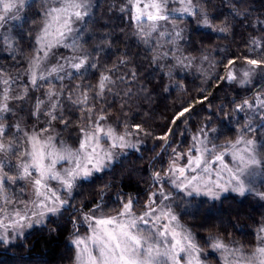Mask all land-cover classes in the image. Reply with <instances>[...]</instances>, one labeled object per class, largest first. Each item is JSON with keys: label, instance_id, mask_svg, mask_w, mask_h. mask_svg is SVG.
I'll return each mask as SVG.
<instances>
[{"label": "trees", "instance_id": "16d2710c", "mask_svg": "<svg viewBox=\"0 0 264 264\" xmlns=\"http://www.w3.org/2000/svg\"><path fill=\"white\" fill-rule=\"evenodd\" d=\"M45 2L31 0L23 18L9 26L6 41L0 40V80L9 81L12 96L27 89L24 100L9 101L15 114L4 122H19L22 128L35 130L57 128L62 141L77 147L80 129L103 115L106 119L101 124L114 123L119 132H131L142 145L110 169L78 183L70 205L59 216L50 217L10 245L0 242V264H74L71 240L87 231L84 215H92L97 204L102 211L96 215H116L129 198L134 213L142 214L158 187L155 174L164 175L175 158L173 149L188 151L201 129L212 144L223 149L239 138L250 118L256 130L245 132L244 137L256 138L264 160L260 146L264 128L259 119L264 110L256 109L255 115L247 108L236 111L245 99L253 103L257 95L264 99V79L251 87L226 79L233 66L248 65V58L264 59V0H194L200 12H207L211 28L203 26L200 13L170 16L168 22H160L159 32L164 35L152 33L147 44L137 35L128 13L121 11L126 0H99L76 42L88 65L94 67L33 86L27 70L37 51ZM102 76L111 82L100 94ZM9 85L0 83V92ZM50 90L56 93L52 102L59 105L58 119L51 124L46 115H31L37 99L48 103ZM85 94L87 103H79ZM185 108L189 111L173 123ZM61 114L67 126L59 119ZM135 125L142 131L136 132ZM166 134L167 143L159 139ZM15 186L16 191L14 184L6 186V195L13 202L18 196L25 197L20 194L21 182ZM176 212L211 264H219L213 242L219 240L251 254L264 234L260 232L264 200L254 194L228 193L217 201L191 198L177 205Z\"/></svg>", "mask_w": 264, "mask_h": 264}, {"label": "snow or ice", "instance_id": "6c2138e0", "mask_svg": "<svg viewBox=\"0 0 264 264\" xmlns=\"http://www.w3.org/2000/svg\"><path fill=\"white\" fill-rule=\"evenodd\" d=\"M58 6L50 7L45 15L49 18L43 29V34L38 38V42L42 43V47L37 52H43V57H36L34 68H39L41 59H46L52 47L59 45L65 38L67 33L72 31L71 23L73 18L77 21H83L89 15V0H55ZM178 2L182 5L180 9H170V3ZM26 6V0H0V26L8 19H21L20 12ZM121 11L128 13L130 20L137 27V35L145 44L152 33H159L160 22H168L170 20L171 11H179L181 15L187 14L195 16L200 13L202 16L203 26L211 28V22L208 19L207 12H200V9L193 4V0H126ZM221 32L225 29H220ZM179 36V33H176ZM51 37L47 44H44L46 38ZM47 49V50H45ZM247 64L252 66L249 71H245L243 76L246 79L240 81L241 84L250 82L251 73L257 69L264 71V59L246 60ZM234 63L229 61V64ZM70 67L80 73L81 70L87 71V56L80 58L78 62H70ZM63 70V66H60ZM57 68H52L51 72H56ZM51 74V73H49ZM36 71H32L31 84H37ZM43 80V75L39 76ZM226 79L231 82L237 79L231 71H229ZM107 76H102L99 82L100 94L106 88V83H110ZM0 83L9 85L7 79L0 80ZM11 87H5L0 92V242L8 243L7 233L10 229L19 230L25 227H31L33 223H43V218L49 213L56 215L66 205L67 201L62 199L57 189L50 186V181H56L60 188H63L69 195L78 180H87L94 173L104 171L110 167L113 160L114 149L135 148L127 137L132 133L126 131L118 134L112 127L103 126L100 121L106 119L101 115L94 120L88 127L80 129V138L78 148H71L64 144L63 141L57 142L55 137L50 134L47 127L41 128L39 131H27L21 127L19 122L8 124L4 121L9 115L15 114L14 110L9 107L10 100H24L27 95L25 89L22 95H10ZM48 103L37 99L34 111L31 113L33 117L38 118L41 114L49 117L48 123L57 120L58 102H52L56 95L51 90L46 93ZM88 100L85 94L84 99L79 101L86 104ZM75 103V102H74ZM43 107V112H42ZM245 108L256 114V109L264 110V99L257 95L255 103L245 99L241 105H238L236 111H243ZM90 111V109H89ZM189 109L185 108L178 113L173 119L176 120L183 117ZM92 119L90 116L88 117ZM59 119L67 126L68 122L63 120L62 114ZM261 128H264V114L259 116ZM136 132H141V126L135 125ZM255 127L251 123V119L244 125L240 132L239 138L231 148L236 149L232 152V157L238 162L235 170L227 168L230 179L227 184L215 183V187L220 192L208 188L203 194L210 196L212 199H220L223 192H236L240 196H244L246 192H251L252 188L246 185L244 177L255 176V169L264 166V160L258 158L257 141L255 139H245V132L255 131ZM203 139L199 135L193 136V144L187 152L179 153L173 149L175 158L169 166V173L174 179L171 182L181 191H187L188 196L201 194V189L193 182L197 180V176L189 178L186 173H196L197 170L203 173L210 172V166L213 163L220 162L223 164L224 153L216 154L217 146L208 140L207 133L204 129ZM215 132V129H211ZM21 137L23 138V147H21ZM159 139L165 140L167 143V134ZM102 141L110 143L107 148L101 144ZM197 142L199 146H197ZM243 144V148H237V145ZM261 148H264V142H261ZM193 152L196 155H193ZM215 157L214 160L212 157ZM187 157V163L183 166L177 161ZM15 158V162H13ZM61 162H67L71 165L62 171L57 169V165ZM154 179L159 181L160 174L156 173ZM27 181L32 187L33 199L31 201L32 208H28L25 204L21 210L13 208L11 212L6 211L3 205L13 203L6 195V186L15 184L17 181ZM177 181H180L177 183ZM248 183H251L249 180ZM159 195L163 200L169 197L163 191L152 193L149 196V203L145 205V210L141 215H136L133 211L134 202L129 198L122 205V210L117 216L96 215L101 212V205L97 204L93 209V214L85 216L84 219L89 223L91 235L87 238L77 237L72 243L77 249L76 264H203L200 258V248L195 243L190 232L186 231L179 224L177 216L168 206L157 207L155 197ZM264 198V193H259ZM144 225L145 227H141ZM150 225V227H149ZM260 232L264 233V227L260 228ZM259 239L264 242V236ZM214 250H222L231 252L233 255L239 253L240 249L230 250L227 245L217 240L212 245ZM225 264H264V243L258 244L253 252L247 256L243 253L240 256L229 260L225 258Z\"/></svg>", "mask_w": 264, "mask_h": 264}, {"label": "rangeland", "instance_id": "374dc122", "mask_svg": "<svg viewBox=\"0 0 264 264\" xmlns=\"http://www.w3.org/2000/svg\"><path fill=\"white\" fill-rule=\"evenodd\" d=\"M30 1L31 0H26V6L28 5V3ZM98 1L99 0H89V5H90L89 15L86 16L83 21H77V20H75L73 18V22L71 23L72 31L70 33L66 34L65 38L63 39V41L59 45L51 48V50L48 53V57L46 59H41L40 64H39V68H34L33 66L36 63V57L38 55L40 57H43V52H39L38 53L36 51V53L34 55V58L30 62V65H29L28 70H27V80L29 81L30 84H31V76H32V71L33 70L36 71V74H37V77H38L37 84L40 83V82H43L45 80H48V79H58L59 77L67 75V74H69L72 71H76L75 69L70 67V62H73V63L74 62H78L80 58H83L86 55L85 53H82L83 51H81L79 48H77L76 42L78 40H80V37H81V34H82L83 29L85 27V24H86L87 20L93 14L94 8H95L96 4L98 3ZM45 3H46L45 12L50 7L58 6V4L55 2V0H46ZM193 4H194V0H193ZM26 6H25V8H26ZM181 7H182V5L180 3H178V2L170 3V5H169L170 9H180ZM25 8H23L21 10V12H20L21 19L23 18L24 14H25V12H24ZM186 15L187 14L181 15V13L179 11H171V13H170V16H186ZM21 19H15V20L14 19H8V20H6L3 23V25L0 26V40H3V41L5 40L6 41V37H7V34H8L9 26L11 24L16 23V22H19ZM48 19L49 18L46 15H44V23H43L42 29H41V31H40V33L38 35V38L42 36L43 29L45 27V24L48 22ZM38 38H37V44H38L37 50L42 47V43L38 42ZM49 40H51V37L46 38L43 43L47 44ZM45 50H47V49H45ZM60 66H63V70H60ZM251 67L252 66H250V65H246V66L244 65V66H241V67L233 66L231 68V72L234 75H236V77H237V79L234 80V82L238 83L242 87H245V86L246 87H249V86L251 87V86H254L256 84V82L259 81L260 79H264V71H261L260 69H258V70H256V72L251 73L250 77L247 78V79L250 80L249 83L241 84L240 81L243 80V79H246L243 76V73L245 71H249ZM52 68H57V71L56 72H51ZM49 73H51V74H49ZM40 75H43L45 77V79H43V80L39 79ZM102 125L105 126V127H109L110 126V127L114 128L118 134H123L122 132H119L116 129L114 123H112V122H105V123H102ZM24 129L29 131V132L35 130V129H30L28 127L24 128ZM48 129H49V132L45 133V136L50 134L51 136L55 137V140L57 142V146H59V142L62 141V140L59 138L58 129L57 128H48ZM35 131H39V130H35ZM198 135L200 136L201 139H203V133H200ZM194 136H197V135H194ZM245 139H255L256 140V138L254 136H247V137H245ZM127 140L131 144H134L135 148H126V149H123V150H121V149L112 150L113 154H114L113 155V160L111 162L110 167L106 168L104 171L110 169L116 162H118L123 156H125L129 152L134 151V150H139L141 148V145H142L141 141H139L137 138H134L132 135L128 136ZM235 142H236V140L234 142L228 144L223 149H221V148L218 149V147H217L216 154L224 153L223 164H221L220 162H216V163L211 164L209 173H203L200 170H197L196 173H192V172H187L186 173V175L189 178H191L194 175L197 176V180L194 181L193 183L196 184L198 187H200V189H201V194L200 195H196L194 193L192 196H188L186 194V192L190 191L191 190L190 188L186 189L185 191H181L180 188H177L171 182V180L174 179V177H171V175L169 173V167H168V169H167V171H166V173L164 175H160V179H159V181H157L158 187L152 192V193H159L160 191H163L164 194L169 197L168 200H163L162 197L157 195L155 197V200H156V205L155 206H157V207H164V206L170 207L172 212L177 216L179 224L182 225L183 228L186 231L191 233V235H192V237H193V239H194V241H195V243L197 245H198V243H197V241L195 239V236L192 233V231L180 221L179 216H178V214L176 212V206L183 204L185 201H189L191 198H203V199H206L208 201H217V200H219V199H215L214 200L210 196L204 195L203 193L205 191H207L208 188H212L214 191L220 192V189L215 187V183H220V184L223 185V184H227V182L229 181L230 174L227 171V168H231V169L235 170L237 168V166H238V162L233 159L232 154H231L232 152L236 151V149L231 148V144H234ZM109 143H110V141H108V142L102 141L101 142V144H102V146L104 148H107ZM64 144L69 146V147H71V148H73V149L78 148V146H79L78 145L77 147H72L69 144H67L66 142H64ZM192 144H193V142H192ZM197 146H199L198 142H197ZM211 146H212V143L209 144V147H211ZM243 147H244L243 144L237 145V148H243ZM185 152H187V151H185ZM193 155L195 156L196 153L193 152ZM257 155H258V158L261 159V156H260L259 151H258V146H257ZM214 158L215 157L213 156L212 159L214 160ZM171 163H172V161H171ZM171 163H170V165H171ZM177 163L179 165H181V166L185 165L187 163V157H184L183 159H180L179 161H177ZM224 165H226L227 168H225ZM69 167H71V165L68 164L67 162H61L60 164L57 165V169H59L61 171L63 169H65V168H69ZM104 171H102V172H104ZM102 172L94 173L93 176L90 177L89 179L95 177L96 175L101 174ZM255 173L256 174L253 177H248L247 175L244 177L246 185L248 187L252 188L251 192H246L245 194H249V193L250 194H254L257 197H259L260 199L264 200V198H261V196L259 195V193H264V168H263V166L257 167L255 169ZM89 179H87V180H89ZM249 180L251 181V183H248ZM81 181H85V180H78L77 183H76V187H77L78 183H80ZM19 182H21V185H22V189L20 190V192H21L20 194H24L25 197L18 196L19 197L18 199L14 198V202L13 203L8 204V205H4V207L6 208V211H8V212H11L13 208H18V209H21V210H27V209L24 208L25 204L28 205L29 209L32 208V204H31V201L33 199L32 187L27 181L20 180ZM179 182L180 181H177V183H179ZM49 183H50V186L53 189H57L58 190V194L61 196V198L67 201L66 205L60 210V212L58 214L52 215V214L49 213L48 215H46L43 218V223H39V224L33 223L31 227H25V228L19 229V230L10 229L8 231V233H7L8 243H4L5 245H10L13 242H15L16 240H18L20 238H23L25 236V234L29 230H31L32 228L44 225L50 217L59 216L70 205V201H71V199L73 197V194L75 192L76 187L73 188V190L71 192V195H69L63 188H60V186L57 184L56 181H50ZM14 191H16L15 184H14ZM228 193H236V192H232V191L223 192V193L220 194V199L223 196H225L226 194H228ZM16 194L14 192V196ZM236 194H238V193H236ZM147 203H149V201ZM89 215L90 214L84 215V217L85 216H89ZM117 215L118 214L113 215V216H117ZM136 215H141V214H136ZM84 217H83V224L88 227L87 231L84 232V233L78 234L76 237H74L71 240V244L73 245V247L75 249V261H74V264H76L77 249H76L75 245L72 242L75 239H77V237L87 238L88 236L91 235V230H90V227H89V223L85 221ZM141 227H145V226L141 225ZM149 227H150V225H149ZM263 236H264V234H263ZM214 243L215 242H213L211 244V248L212 249H213L212 245ZM261 243H264V242H262L260 240L259 244H261ZM227 246H228V248L230 250L237 249V248L231 247L229 245H227ZM199 248L201 250L200 251V258H201L203 264H211L210 261L206 260V253L203 251V249L200 246H199ZM214 251L219 256V264H225V258L226 257L229 260H231V259H234V258L240 256V254L243 253L242 251H240L239 253H235V255H233L231 252H224L222 250H214ZM244 255L247 256L249 254H244ZM215 264H217V263H215Z\"/></svg>", "mask_w": 264, "mask_h": 264}]
</instances>
